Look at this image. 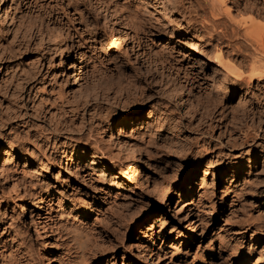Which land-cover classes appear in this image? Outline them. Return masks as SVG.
<instances>
[{"label":"rangeland","instance_id":"rangeland-1","mask_svg":"<svg viewBox=\"0 0 264 264\" xmlns=\"http://www.w3.org/2000/svg\"><path fill=\"white\" fill-rule=\"evenodd\" d=\"M208 1L0 0V84L36 72L0 126V264H264V81L228 69L264 46L238 24L264 0Z\"/></svg>","mask_w":264,"mask_h":264},{"label":"bare ground","instance_id":"bare-ground-1","mask_svg":"<svg viewBox=\"0 0 264 264\" xmlns=\"http://www.w3.org/2000/svg\"><path fill=\"white\" fill-rule=\"evenodd\" d=\"M212 2L211 4H212V10L210 9V14H211V12H212V15L214 14V12L216 11L215 9V7L217 6L216 5V3L214 2V0H209L208 2ZM177 2V1H176ZM188 2H190L191 3V5H193L194 3H195V0H178V3H179V5L181 6V7H183L184 8V10L186 9V3H188ZM205 2V1H204ZM207 2V1H206ZM197 3V2H196ZM255 3V2H254ZM208 5L210 4V3H207ZM211 4H210V6L209 7H211ZM201 5L202 4H197V7H195V9L196 10H193V11H196V13H198L197 11L199 10V8H201ZM208 5H206L205 4V6L204 7H206V6H208ZM256 6V5H255ZM257 7V6H256ZM202 9H203V7H202ZM206 10V8L203 10V11H205ZM215 10V11H214ZM201 11V13H202V10H200ZM244 11L245 12H249L247 15L248 16H245L244 18H241V20H239L240 21V23L238 22V24H239V27L241 26L242 28H243V30L245 31V32H247V33H256L257 35H262V33H264V13L263 14H261V12H259V10H256V8L254 9V8H252V7H250V6H246V7H244ZM263 11V10H262ZM191 13H192V11H191ZM204 14H206V13H204ZM199 15V14H198ZM5 16V15H4ZM197 16V15H196ZM214 16H215V14H214ZM243 16V15H242ZM6 17V16H5ZM5 17H3L4 19H5ZM105 17V16H104ZM107 18V17H106ZM106 18H104V19H106ZM262 20H261V19ZM8 19V18H7ZM11 19V18H10ZM103 19V20H104ZM109 19V18H108ZM105 21V24L107 25V21L108 20H104ZM104 21L102 22L103 24H104ZM110 21V20H109ZM261 21V22H260ZM3 22V21H2ZM5 22V21H4ZM3 22V23H4ZM214 22V21H213ZM110 23V22H109ZM1 24V23H0ZM8 24H9V22H8ZM102 24V25H103ZM105 26V25H104ZM108 26V25H107ZM106 27V26H105ZM111 27H112V25H111ZM114 27V26H113ZM107 30H112V29H107ZM116 30V29H115ZM118 31V30H117ZM122 32V31H121ZM57 33V32H56ZM113 33H114V31H113ZM121 34V33H120ZM113 35V34H112ZM118 36H119V34H118ZM121 37H123L122 39H124V41H127L128 42V38H127V35H126V32L125 33H122V36ZM130 39V38H129ZM219 39L221 40V37H219ZM59 42H61V41H59ZM117 42V41H116ZM62 43V42H61ZM120 43V42H119ZM118 43V44H119ZM124 43V42H123ZM72 45H74V43H72ZM122 46V45H121ZM18 47V46H17ZM74 47V46H73ZM130 47V46H129ZM258 47H261V49H260V51L258 52V53H255L253 56H247V55H245V54H241V51L240 50H238V49H236L235 47L233 48L234 50H235V52H236V55H239V56H242V58H243V62H246L247 63V69H246V71L245 70H242L241 68H229L228 66H229V64L227 65V67H228V69H233L232 70V74H233V76H235L236 78V80L238 81V82H241V83H247V84H249V86L250 85H252V83L254 84V82L256 81V80H259L260 82H262V81H264V46H263V42H262V44H261V46H259L258 45ZM132 48H133V44H132ZM257 48V47H256ZM130 49H131V47H130ZM138 49V48H137ZM258 49V48H257ZM2 50V45H1V42H0V51ZM17 50H19L18 48H16V46H14V45H12V44H10V46L9 47H7L6 49H4L3 50V52H0V55H1V57H2V59L3 58H7V56L8 55H10V54H15L16 52H18ZM132 50V49H131ZM223 48H220V55H222V53H223ZM229 50V49H228ZM134 51V50H133ZM227 51V50H226ZM70 52H71V50H70ZM132 52V51H131ZM228 52V51H227ZM243 52V51H242ZM256 52H257V50H256ZM72 53V52H71ZM226 53V52H225ZM5 54L7 55L6 57H5ZM137 56V55H136ZM221 56H219V58H220ZM146 60V59H145ZM144 60V62H146V63H148V66L147 67H151L150 66V60L148 61H145ZM220 60H222V59H220ZM245 63V64H246ZM222 64H223V62H222ZM226 64V63H225ZM224 64V65H225ZM242 65V64H241ZM226 67V66H225ZM232 67V66H231ZM235 67V66H234ZM68 68V67H67ZM230 70V71H231ZM248 70V71H247ZM247 72H248V74H247ZM13 75V74H12ZM15 75V74H14ZM32 75H34L33 77H32ZM35 76H36V72L34 73L31 69H30V75L29 76H27L25 79L23 78L22 79V81H24V82H21V83H17V81H18V79L16 78V77H14V76H10L11 77V79L10 80H8V84L6 83L5 85H3V84H0V96H1V93H2V95H3V93H4V89L6 88L7 89V87L9 88V92H8V97H10V98H12V100L11 101H8V104L7 105H5V102H3V99L5 100L6 98L5 97H3V96H1L0 97V126L1 125H3V126H5V124L7 123V124H10V123H8L9 121H11L12 119H14V117H16V116H18V115H20V112H22V111H20L21 110V108H20V103H21V98H22V95H23V93H24V91H27V89H28V87H26V90H25V81L27 82L28 80H32V79H34L35 78ZM66 76H68V74L66 75ZM73 78V77H72ZM20 79V78H19ZM74 80H75V78H74ZM21 81V80H20ZM74 82V81H73ZM68 83V82H67ZM27 84V83H26ZM7 85V86H6ZM70 87V86H69ZM80 88V86L77 88L78 90H80L79 89ZM177 88V87H176ZM72 89V88H71ZM70 89V90H71ZM76 89V88H75ZM74 89V90H75ZM76 89V91H78ZM31 91V90H30ZM75 91V92H76ZM74 92V91H73ZM5 94V93H4ZM30 94V93H29ZM262 96H264V94L262 93L261 94ZM258 96H260V95H258ZM7 97V98H8ZM33 97V96H32ZM31 97V98H32ZM181 97V96H180ZM9 98V99H10ZM182 98V97H181ZM181 102V101H180ZM7 103V102H6ZM182 103V102H181ZM187 105V104H186ZM38 106V105H37ZM40 106V105H39ZM185 106V105H184ZM26 108H28V110L29 111H27V112H29L30 114H36L37 115V111H38V109L36 110V112L35 111H33V113H31L32 111L30 110V108H29V106L28 105H26L25 106ZM35 107L33 106V108H31V109H34ZM35 110V109H34ZM48 110V109H47ZM31 111V112H30ZM142 111H143V109H140L139 110V112L137 113V115H136V117H139V115L142 113ZM39 113V112H38ZM31 117V116H30ZM142 117V116H141ZM133 120H135V117L134 118H132L130 121L132 122ZM141 120V119H140ZM136 121V120H135ZM59 124H61V123H59ZM37 125V124H36ZM41 128V127H40ZM53 130V129H52ZM65 131V130H68L67 129V124L63 127V125L61 124V125H56V127L54 128V132H56V133H58V132H61V131ZM63 131V132H64ZM73 131V130H72ZM137 131V130H136ZM67 132V131H66ZM52 133V132H51ZM62 133V132H61ZM72 133V132H71ZM118 133V132H117ZM120 133V132H119ZM118 133V134H119ZM117 134V135H118ZM120 135V134H119ZM257 132L256 131H246V132H244V134H243V137H242V144L240 143H238L237 142V140H235L236 142H234V141H231V142H229L231 145H229V148L230 149H239L240 147L242 148V146L241 145H243L244 143V145H247V144H249L253 139H255V138H257ZM57 136V135H56ZM22 137V136H21ZM117 137V136H116ZM31 138V137H30ZM47 138V137H46ZM11 139V141L12 142H16L15 140H19V137L16 139V137L15 138H10ZM44 139V138H43ZM71 139H73L72 141H76V142H78V144H82L83 143V140L85 139V137L83 136V135H81V136H77V137H71ZM8 141H9V139H7ZM124 140V139H123ZM11 141H9V143L8 144H6V145H9L10 143H11ZM125 141V140H124ZM230 141V140H229ZM18 142V141H17ZM45 143V145H47V143H49V142H47L46 140L44 141ZM120 142V141H119ZM126 142V141H125ZM87 144L88 145H90V141H87ZM121 144V143H120ZM124 144V143H123ZM22 144H20V146H21ZM37 145V144H36ZM39 145V144H38ZM125 145V144H124ZM127 145V144H126ZM129 146V145H128ZM36 147V146H35ZM38 148V152L39 153H42V154H45L44 152V149H43V146L41 145V146H37ZM126 148V147H125ZM25 150L23 149V147H17L16 149H13V148H10V147H8V148H6V149H3V155H2V162H3V164L1 165V168H3L2 169V171L4 172V174H5V176H7V177H10L11 178V176L13 177V176H15L16 175V172L11 168V165L10 164H12V162H10L11 161V157L13 156V155H20V156H24V154H23V152H24ZM85 152V151H84ZM83 152V154H85ZM127 158H128V156H129V158L128 159H131V158H135V156H134V151H132V148L130 147V148H128L127 149ZM88 153V152H87ZM37 153L36 152H34V150H33V152H31V156H32V159H30V158H27V161L28 160H30V161H32L35 157H37V155H36ZM15 155V156H16ZM86 155V154H85ZM135 161H137V159L135 160ZM133 162V161H132ZM91 165H93V164H95V162H94V160H92L91 159ZM73 164V163H72ZM78 164V163H77ZM132 164V163H131ZM130 163H129V165H131ZM137 164V163H136ZM135 164V165H136ZM133 165L134 164H132V167H133ZM4 166V167H3ZM130 167V166H129ZM131 167V168H132ZM78 170V169H77ZM3 172H1V173H3ZM132 173V172H131ZM130 173V174H131ZM28 174L29 175H31V176H33L31 173H26V172H24L23 171V173L21 172V178H23V179H26L27 177H28ZM115 175V174H114ZM101 176V175H100ZM102 176H104V175H102ZM117 176V175H116ZM116 176H114V177H116ZM129 177V176H128ZM130 179V178H129ZM111 180H113V179H111ZM110 181V180H109ZM117 181V180H116ZM19 189V188H18ZM17 189V190H18ZM16 190V191H17ZM19 192H20V190H19ZM18 192V193H19ZM17 193V194H18ZM242 193V192H241ZM16 194V193H15ZM22 193H20L19 194V196L21 195ZM16 197H17V195H16ZM19 198V197H18ZM24 198V197H23ZM16 199V198H15ZM42 200V199H41ZM19 203V202H18ZM25 207V206H24ZM39 207H40V205H39ZM42 207V206H41ZM40 207V208H41ZM23 208V207H22ZM30 212H31V210H30ZM42 226H43V224H42ZM149 246V245H148ZM150 247V246H149ZM150 250V249H149ZM155 262V261H154ZM154 264V263H153Z\"/></svg>","mask_w":264,"mask_h":264}]
</instances>
